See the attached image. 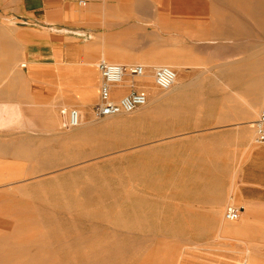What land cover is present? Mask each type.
<instances>
[{"label":"rangeland","instance_id":"obj_1","mask_svg":"<svg viewBox=\"0 0 264 264\" xmlns=\"http://www.w3.org/2000/svg\"><path fill=\"white\" fill-rule=\"evenodd\" d=\"M37 4L0 0V69L26 68L5 40L19 43L22 12ZM109 4L125 12L109 51L137 61L103 57L147 66L127 81L149 103L97 118L96 100L76 107L72 129L74 106L59 123L53 108L31 109L29 124L0 134V264H264V205L242 187L264 109V0ZM160 65L178 72L170 91L155 83ZM229 206L244 207L239 222Z\"/></svg>","mask_w":264,"mask_h":264},{"label":"crops","instance_id":"obj_2","mask_svg":"<svg viewBox=\"0 0 264 264\" xmlns=\"http://www.w3.org/2000/svg\"><path fill=\"white\" fill-rule=\"evenodd\" d=\"M37 3L22 12L27 26L17 29L19 43L14 44L9 33L5 40L6 53L20 45L26 68L0 69V134L10 133L18 123L29 124L31 109L34 116L43 117L46 108H53L52 117L59 123L66 110L58 112L62 105L86 109L98 102L99 58L137 61L134 56L109 51V27L123 22L121 18L125 16L118 6L108 8L109 0H37ZM130 14L137 23V7ZM3 151L0 145V152ZM243 184L246 203L263 206L264 145L256 144L247 150ZM225 226V231L233 228L240 233L234 225Z\"/></svg>","mask_w":264,"mask_h":264},{"label":"built area","instance_id":"obj_3","mask_svg":"<svg viewBox=\"0 0 264 264\" xmlns=\"http://www.w3.org/2000/svg\"><path fill=\"white\" fill-rule=\"evenodd\" d=\"M86 4V1H81ZM102 79L100 85L99 101L93 106V114L97 118L114 116L122 113H132L148 103V95L145 91L132 87L128 93L121 97L115 96V89L124 84L129 78L137 79L146 76L147 67L140 64L122 65L109 63L106 59L98 64ZM154 80L157 86L163 91L172 89L178 80V72L167 65H160L153 68ZM129 87V88H130ZM65 127L76 128L82 123V113L74 108L68 111ZM255 142L264 145V109L260 112L254 124ZM244 207L229 206L226 209L225 217L228 221L234 222L241 218Z\"/></svg>","mask_w":264,"mask_h":264},{"label":"bare ground","instance_id":"obj_4","mask_svg":"<svg viewBox=\"0 0 264 264\" xmlns=\"http://www.w3.org/2000/svg\"><path fill=\"white\" fill-rule=\"evenodd\" d=\"M257 56V55H256ZM145 66V65H144ZM147 67V66H146ZM132 82H136V81H132ZM130 84H131V82H129V81H125V83L124 84H121V85H119V87H117L116 88V90H115V96L116 97H120L121 95H123L124 93H123V91H125V88H128V87H130ZM177 84V83H176ZM175 87V86H174ZM173 87V88H174ZM170 91V90H169ZM148 103H149V101H148ZM147 105V104H146ZM145 105V106H146ZM108 117H110V116H108Z\"/></svg>","mask_w":264,"mask_h":264}]
</instances>
